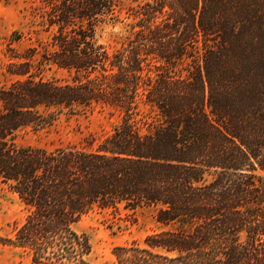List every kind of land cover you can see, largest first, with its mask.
<instances>
[{
    "label": "trees",
    "instance_id": "1",
    "mask_svg": "<svg viewBox=\"0 0 264 264\" xmlns=\"http://www.w3.org/2000/svg\"><path fill=\"white\" fill-rule=\"evenodd\" d=\"M51 39L0 86V185L24 215L0 241L36 264H93L75 225L94 208L155 207L159 230L118 264H264V0H39ZM122 24L111 48L99 31ZM107 109L85 145H19L24 128ZM154 113L151 118L146 111Z\"/></svg>",
    "mask_w": 264,
    "mask_h": 264
},
{
    "label": "rangeland",
    "instance_id": "2",
    "mask_svg": "<svg viewBox=\"0 0 264 264\" xmlns=\"http://www.w3.org/2000/svg\"><path fill=\"white\" fill-rule=\"evenodd\" d=\"M39 0H0V86H7L21 76L9 72L12 62H22L19 55L31 54L33 76L64 82L71 79L69 73L43 61V53L51 48V34L45 31ZM122 24L99 31L100 42L114 48L125 37ZM149 118L154 113L146 111ZM120 117L107 109H95L88 113H63L46 129L24 128L17 132L19 145L47 146L85 145L84 137L92 135L102 139L113 131ZM264 177V171H261ZM24 215L16 196L6 185H0V236L12 235L15 221ZM155 207L136 209L94 208L83 215L75 225L76 230L89 237L93 264H118L113 252L119 245L143 243L148 234L159 230ZM0 264H36L22 248L0 241Z\"/></svg>",
    "mask_w": 264,
    "mask_h": 264
}]
</instances>
